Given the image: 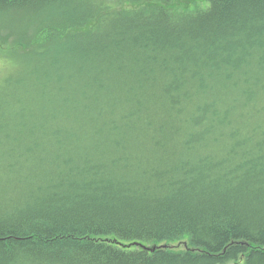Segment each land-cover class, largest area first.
I'll list each match as a JSON object with an SVG mask.
<instances>
[{
    "label": "trees",
    "instance_id": "16d2710c",
    "mask_svg": "<svg viewBox=\"0 0 264 264\" xmlns=\"http://www.w3.org/2000/svg\"><path fill=\"white\" fill-rule=\"evenodd\" d=\"M16 9L0 57L44 79L0 104V264H264V0Z\"/></svg>",
    "mask_w": 264,
    "mask_h": 264
},
{
    "label": "bare ground",
    "instance_id": "6f19581e",
    "mask_svg": "<svg viewBox=\"0 0 264 264\" xmlns=\"http://www.w3.org/2000/svg\"><path fill=\"white\" fill-rule=\"evenodd\" d=\"M24 14L27 13H24V11L18 9L3 13L2 16L4 17L1 18L2 20H0V35L4 32H7L9 39L11 38V40H18L25 37V35L33 37L34 34L30 32V22H28V18L24 16ZM56 37L60 38L59 31H56ZM0 59L4 61V65L0 70V104L3 100L6 102H11L10 96L12 94V90L17 88V85H19L20 88L22 87L25 92H28V90H32L33 84L38 86L39 82L44 79V76L41 72L38 73V71H35V69L44 64V58L42 57L30 58L24 50L11 48L8 54L4 58L0 57ZM18 96L20 98H24V94H18ZM35 101H39V103H41L42 98L39 99L35 96ZM24 102L26 105H30L32 99L30 96H27L24 99ZM56 129L57 126H55L53 123H50L47 127H45V135L48 137V135ZM19 131L25 130L20 129ZM11 133L17 136L14 132V129ZM46 140L50 141L52 138L45 139V142ZM24 143L29 145V143L25 141ZM0 163H3L6 166H13L15 164V160L9 157L0 156ZM2 203L3 198H0V207L2 206ZM148 248L157 247L145 246V249L149 250Z\"/></svg>",
    "mask_w": 264,
    "mask_h": 264
},
{
    "label": "rangeland",
    "instance_id": "374dc122",
    "mask_svg": "<svg viewBox=\"0 0 264 264\" xmlns=\"http://www.w3.org/2000/svg\"><path fill=\"white\" fill-rule=\"evenodd\" d=\"M6 34V33H5ZM3 48H4V46H3ZM6 49L8 50H10V47H8V46H6ZM0 51H1V47H0ZM4 61H2L1 59H0V70L2 69V66L4 65V63H3Z\"/></svg>",
    "mask_w": 264,
    "mask_h": 264
},
{
    "label": "water",
    "instance_id": "95a60500",
    "mask_svg": "<svg viewBox=\"0 0 264 264\" xmlns=\"http://www.w3.org/2000/svg\"><path fill=\"white\" fill-rule=\"evenodd\" d=\"M149 250H151V251H155L156 250V248H148Z\"/></svg>",
    "mask_w": 264,
    "mask_h": 264
}]
</instances>
